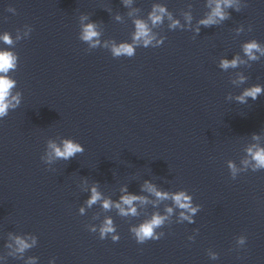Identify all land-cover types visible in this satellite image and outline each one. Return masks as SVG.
I'll return each instance as SVG.
<instances>
[{
  "label": "clouds",
  "instance_id": "9594fccd",
  "mask_svg": "<svg viewBox=\"0 0 264 264\" xmlns=\"http://www.w3.org/2000/svg\"><path fill=\"white\" fill-rule=\"evenodd\" d=\"M127 2V0H126ZM234 6V0H217L216 6L212 9L211 14L204 20H201L200 23L204 27H211L216 25L218 21H223L228 18V14L224 11L225 8H232ZM239 7H236V11H239ZM9 11L15 12L14 9L9 8ZM165 13V9L160 8L159 6L154 7L151 13V20L153 25L162 22V16ZM118 18V17H117ZM171 19V16H169ZM178 21H173L170 27L175 28L178 25ZM197 31H199L197 29ZM99 33L96 31L95 23H89L83 26L81 39L83 41L89 42L92 47H96L99 43L98 37ZM5 43L11 44L12 40L10 36L5 33L2 37H0ZM155 37L151 34L149 28L145 23L136 21V33L134 36V42L138 44L140 41L143 42L144 47H148L153 44V40ZM162 41L157 40L155 46L161 45ZM112 55L114 57L126 56L128 58H132L135 56V47L132 45L122 44L120 46L113 45ZM244 54L250 60H256L257 56L255 53L259 52L261 55H264V48L260 46L258 42L252 40L246 43L243 46ZM243 61L239 56L234 57L233 59H222L220 61V68L227 70L229 68H235ZM16 66V57L9 52L0 53V73L4 75H0V118L7 116L9 108H15L19 104V94L17 96L10 97V90L14 86V81L10 80L7 77V73L10 69H14ZM244 77H240V81L243 82ZM264 93V88L260 86H254L251 89L245 90L241 95L237 96L236 99L244 103L246 102V98H251L252 100H256L259 95ZM15 101V104L12 103ZM48 147L51 151L48 153V162H51L53 159H63L68 160L73 158L77 153H83L84 148L71 140H64L62 146H58L53 142H49ZM249 155H251L252 160L255 161L253 170L264 169V148H249ZM243 163L247 166L249 163L248 160L243 161ZM228 167L231 169L232 178L235 179V175L237 172L235 164L229 162ZM144 188L149 192L156 196L158 200H167L171 199L174 204L181 209L180 211V219L182 221H188L189 223H193L192 217L198 211V206L193 207L192 197L186 194L185 191H180L175 194H170L165 191H158L157 188L151 183L145 181ZM102 201V208L104 210H111L115 207L118 210V214L120 216H128L137 215V210L133 206L135 201H140L141 203H146V200L143 197L136 195H126L121 198L120 203H113L110 199H103L100 192L97 191L96 187L91 189V196L86 201L88 208H91L97 202ZM126 206V207H125ZM85 209L83 207L80 208V213L83 214ZM167 215H160L159 213H154L151 219L144 221L137 227H132L130 229V233L133 235L134 239L138 244H144L149 240H160L165 234L164 232L157 233L156 229L162 227L165 223V220L168 219V215L172 214L173 209L171 207L166 210ZM187 213V214H186ZM90 232L95 233L96 228L89 229ZM111 236V240L113 242H118L120 239L119 234L116 231V226L111 218H106L103 225L99 228V238L101 240L106 239ZM16 243L19 245L18 251L23 252L25 249L31 247L24 240L17 238ZM33 243H35V239H33ZM238 243L244 244L245 239L241 237L238 240ZM218 256L216 254H212V259H217Z\"/></svg>",
  "mask_w": 264,
  "mask_h": 264
}]
</instances>
